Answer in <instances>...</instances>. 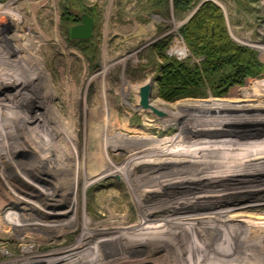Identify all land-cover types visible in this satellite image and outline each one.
<instances>
[{
    "label": "rangeland",
    "instance_id": "rangeland-1",
    "mask_svg": "<svg viewBox=\"0 0 264 264\" xmlns=\"http://www.w3.org/2000/svg\"><path fill=\"white\" fill-rule=\"evenodd\" d=\"M207 2L220 8L231 40L253 50L264 68V0H194L184 10H177L174 0H0V86L10 94L0 91V264H67L69 257L106 263L120 252L118 242H109L118 232L115 219L134 226L125 230V242L137 230L148 234L185 217L203 218L223 191H245L263 181L264 166L258 165L264 160L208 167L196 160L226 153L243 160L245 152H264V111L255 115L262 130L243 132L240 126V131L226 127L227 116L221 114L239 112L219 111L214 102L256 106L264 95L234 93L246 86L264 88V71L251 83L230 87L229 96H218V81L202 73L190 79L196 85L186 92L179 82L167 90L161 80L169 61L202 69L204 57L181 29ZM84 14L94 20L93 36L72 40L70 30L82 24ZM149 81L151 101L186 117L179 130L172 118V127L161 129L163 120L125 99L126 83L136 90ZM194 102H209V108ZM133 141L138 143L130 146ZM169 147L207 153L176 166ZM206 182L203 193L193 190V199L186 184ZM161 186L167 193H155ZM212 186L221 192L210 191ZM139 193L146 194L145 202ZM229 201L220 206L231 208L234 217L264 218V205L237 208ZM254 243L227 247L226 255ZM260 248L253 258L264 257ZM141 249L131 258L148 260L143 264H156L170 253L165 247L152 253L150 244ZM210 251L195 257L208 258Z\"/></svg>",
    "mask_w": 264,
    "mask_h": 264
},
{
    "label": "bare ground",
    "instance_id": "bare-ground-1",
    "mask_svg": "<svg viewBox=\"0 0 264 264\" xmlns=\"http://www.w3.org/2000/svg\"><path fill=\"white\" fill-rule=\"evenodd\" d=\"M177 46L181 47V43L177 42ZM186 50V47L183 48V50L179 51L181 55H185L184 51ZM186 52V51H185ZM262 52H264V47L262 49ZM2 67V66H1ZM134 88L131 86L130 83H126L123 87V94L126 100L129 101L131 106L134 107V109L138 110V99L135 98L131 100L132 91ZM0 91L3 93L7 92V88H4L3 86H0ZM10 92V91H9ZM8 95H10L7 92ZM5 98V97H4ZM9 98V97H8ZM7 98V99H8ZM135 100V101H134ZM151 105L166 113L167 116L171 117L172 119H176L178 121L175 125L177 129L179 130L180 127L186 122V117L183 114H179L177 112L171 111L167 109V107H163V105H159L155 103V101H151ZM150 123H156L152 118L148 117L147 119ZM165 124L161 125L160 128L167 130L168 128L172 127L170 122V119L164 121ZM174 125V126H175ZM148 127H152L153 125L148 124L146 125ZM190 138H193L190 136ZM103 152V151H102ZM103 155V154H102ZM115 166V165H114ZM118 167L117 170L120 168ZM263 181L250 185L249 188H247L245 191L243 190H237V189H229L228 191H223L225 193V196H221L213 203L212 207L209 209L207 213H201L205 217L189 220L185 217L184 220L177 221L174 223V227H168L165 226L160 229H154V231L148 233V234H140V231L137 230L136 232H133L128 237H126L125 242H121L123 239V235L127 233L125 230H130L134 226L127 227L129 225L127 222H119L117 223V219H115V224L118 228V232L115 233L109 242H118V245L120 246V251L116 256L106 263H101L99 260L95 261L93 264H143L144 262H148V260H133L131 256H133L134 252L138 253L137 250L140 248H146L147 245H152V253H155V248H162L165 247L167 249H170V253H167L160 259H156V264L162 263V264H236L239 263H246L248 260H258L257 262L259 264H264L263 258H253L252 255H255V251H259L256 249V247L262 249L264 248V218H260L257 220H254L253 218H244L242 217H234V215H230L229 209L223 208L220 205L231 200L235 201V207L237 208H257L259 206L264 205V178H262ZM261 179V180H262ZM155 193H167V188L164 186H161L159 189H155ZM158 190V191H157ZM210 191L213 192H221L219 189H217L216 186H212L210 188ZM140 201H144L143 197L145 198L146 194L139 193ZM145 202V201H144ZM230 202V201H229ZM238 204V205H237ZM169 205V204H166ZM174 205H170L169 207H173ZM234 206V205H233ZM158 209L161 211L163 207L155 206L151 207ZM172 213V212H171ZM200 215V214H199ZM192 216V215H191ZM190 216V218H191ZM198 215H193L192 217H197ZM202 216V215H201ZM126 221V219H125ZM64 222V221H63ZM55 223V222H54ZM51 223V224H54ZM50 224V223H49ZM50 224V225H51ZM126 225V226H125ZM62 227V225H60ZM120 226V227H119ZM249 231V234L251 232V235L254 236L250 237L248 233H246V230ZM122 230V233L120 232ZM151 231V230H150ZM244 231V232H243ZM143 233V232H142ZM260 235L261 237H256V235ZM79 242H86L83 241V239H80ZM179 242L182 243L180 245H175ZM207 242H213L212 245L209 246ZM244 242H256L254 243V247H250L247 249L242 250L239 248V244ZM87 243V242H86ZM234 245H237L239 247L238 251L235 253L228 252V255H226L228 248L232 247L234 248ZM98 246V245H97ZM209 246V247H207ZM108 247V246H107ZM109 248V247H108ZM117 248V247H116ZM205 248H210L213 251H210L208 254V258H196L195 254H197L199 251ZM98 251L100 250L98 246ZM141 249V250H142ZM231 250V249H229ZM228 250V251H229ZM108 252V251H107ZM222 254H225L221 257ZM241 253V254H239ZM100 254V253H99ZM250 254V256H249ZM109 257V255H108ZM206 257V256H205ZM68 258L69 262L67 264H82L79 260ZM132 259V260H131ZM262 263H260V261ZM154 262V260H153ZM256 262V263H257ZM251 263V262H250Z\"/></svg>",
    "mask_w": 264,
    "mask_h": 264
},
{
    "label": "trees",
    "instance_id": "trees-1",
    "mask_svg": "<svg viewBox=\"0 0 264 264\" xmlns=\"http://www.w3.org/2000/svg\"><path fill=\"white\" fill-rule=\"evenodd\" d=\"M193 1L194 0H174L175 8L177 10L187 9ZM181 34L184 40L195 49V53L201 54L204 57V62L202 69L196 68L195 71L191 70L190 67L184 63L169 61L163 68V77L161 78L164 84L168 86L167 90L171 89L179 82L182 83L181 92H186L190 87L196 85L194 82L190 81V79L193 80L202 73V75L218 81L217 85H219V89L222 90V93L218 94V96H229L230 93L227 90L230 87L236 85L242 87L246 83H251L252 80L260 78L264 71L263 65L257 60L256 53L253 50L241 47L231 40L226 30L222 12L220 8L212 2H207L199 8L191 20L181 29ZM239 93L240 96L236 95L239 96L238 98L258 97L259 95H264V88L260 87V90H258L246 86L243 90L240 89L234 94ZM161 95L165 97L163 94ZM214 102L219 111L237 110L240 114V120L238 121V113H221L227 116L226 127L229 126L232 130L240 131V126L243 132L251 131V133L262 130V128L258 126L255 115L257 112L264 111V100H258L256 106L249 101ZM208 103L200 102L197 104L194 102V106L208 110ZM137 143L138 141L135 143L133 141L130 143V146L132 144L136 145ZM169 148V156L176 166H184V161L188 156H197L195 159H199L198 156L202 157L207 153L204 150L199 154L190 152L192 147ZM173 149L176 150L171 152ZM259 152L262 153V156H260L261 158H256L255 156ZM257 160H264V152L255 149L251 153L245 152L243 160L230 153H226V155L220 157H209L206 160L200 161L196 160V164L198 163L200 167L201 165L208 167L229 164L230 162L251 163ZM258 166L261 168V166H264V162H260ZM193 183L186 185L194 199L198 193H203L205 191L209 182L200 185H195ZM193 190H196L197 195L193 194Z\"/></svg>",
    "mask_w": 264,
    "mask_h": 264
},
{
    "label": "water",
    "instance_id": "water-1",
    "mask_svg": "<svg viewBox=\"0 0 264 264\" xmlns=\"http://www.w3.org/2000/svg\"><path fill=\"white\" fill-rule=\"evenodd\" d=\"M81 19H82V24L75 26L70 30V38L72 40H89L93 36V29H94L93 18L84 14L82 15ZM152 90H153L152 81H149L143 86L134 90L136 94L135 98L138 99V107L140 111L142 113H151L163 121L170 119L171 117L167 116L166 113L154 108L151 105ZM259 261L260 263H262L261 260ZM257 264L259 263L257 262Z\"/></svg>",
    "mask_w": 264,
    "mask_h": 264
}]
</instances>
